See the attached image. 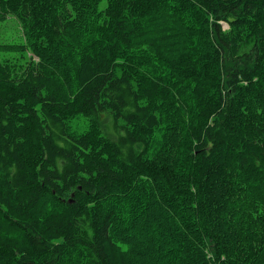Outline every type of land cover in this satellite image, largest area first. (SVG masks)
I'll list each match as a JSON object with an SVG mask.
<instances>
[{
  "label": "trees",
  "instance_id": "16d2710c",
  "mask_svg": "<svg viewBox=\"0 0 264 264\" xmlns=\"http://www.w3.org/2000/svg\"><path fill=\"white\" fill-rule=\"evenodd\" d=\"M6 23L0 264H264V0H0Z\"/></svg>",
  "mask_w": 264,
  "mask_h": 264
},
{
  "label": "rangeland",
  "instance_id": "374dc122",
  "mask_svg": "<svg viewBox=\"0 0 264 264\" xmlns=\"http://www.w3.org/2000/svg\"><path fill=\"white\" fill-rule=\"evenodd\" d=\"M15 22V21H14ZM16 23V22H15ZM6 23L0 27V40L18 41L20 40V30H16L17 24ZM37 59V57H34Z\"/></svg>",
  "mask_w": 264,
  "mask_h": 264
}]
</instances>
